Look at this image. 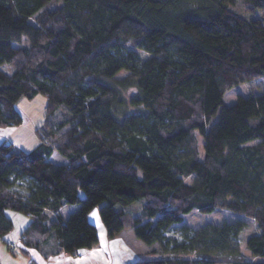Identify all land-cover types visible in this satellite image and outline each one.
Returning a JSON list of instances; mask_svg holds the SVG:
<instances>
[{
    "label": "trees",
    "instance_id": "1",
    "mask_svg": "<svg viewBox=\"0 0 264 264\" xmlns=\"http://www.w3.org/2000/svg\"><path fill=\"white\" fill-rule=\"evenodd\" d=\"M55 2L0 0V126L46 98L32 150L0 142V239L16 212L26 245L74 255L98 243V207L108 238L131 228L160 247L133 264H264L241 256L239 222L167 235L222 208L255 221L245 247L264 258V91L223 101L264 77V0Z\"/></svg>",
    "mask_w": 264,
    "mask_h": 264
},
{
    "label": "rangeland",
    "instance_id": "2",
    "mask_svg": "<svg viewBox=\"0 0 264 264\" xmlns=\"http://www.w3.org/2000/svg\"><path fill=\"white\" fill-rule=\"evenodd\" d=\"M61 0H56L55 3H60ZM260 12H256V17H260ZM251 18V16H250ZM23 45H27L26 41L22 42ZM5 69L10 71L11 67L9 65L5 66ZM118 77L124 76V73L118 74ZM264 91V77L262 78H255L251 81L242 83L236 87H233L230 90H227L224 94V103L229 105L236 101V98L238 95L242 96H248L253 94H258L260 92ZM134 92V89H127L123 90L122 94L125 98V101L131 96V94ZM15 108L19 112L22 123L17 126L13 125H3L0 126V137L3 138L1 141H5L7 143H12L14 147H16L20 151L28 152L32 150L39 142L38 133L37 130L40 129L41 126L44 125V115L46 110V98L38 94L32 98L22 97L17 101L15 104ZM126 111H134L135 108L126 105L125 106ZM200 155L199 157L202 158V138L196 134ZM53 160L56 162H62L64 159H62L57 153H54L52 155ZM186 182H191V178H186ZM136 206V207H135ZM139 207V202H136L133 208L137 209ZM96 210L98 207L95 208ZM241 223L242 224V230L240 231L238 235V243L240 245L241 250V256L244 259L247 260H264L263 257H253L249 251L245 247V240L246 238L253 234L258 232L257 225L255 221L252 218L246 217L241 214H236L229 212L222 208H217L213 210L211 213H200L197 210H192L190 213L183 215L182 222L180 224L173 225L169 231L168 236L169 237H176L179 234L180 226L185 225L192 229H195L197 227H200L206 223H216V224H223V223ZM129 229V228H126ZM131 229V228H130ZM20 238V237H19ZM17 239L14 243L16 245L17 242L20 239ZM12 242L8 243L9 245ZM150 247L149 256H153L152 258H159L162 255L160 252V247L158 245H152ZM15 249L12 248L11 250Z\"/></svg>",
    "mask_w": 264,
    "mask_h": 264
},
{
    "label": "crops",
    "instance_id": "3",
    "mask_svg": "<svg viewBox=\"0 0 264 264\" xmlns=\"http://www.w3.org/2000/svg\"><path fill=\"white\" fill-rule=\"evenodd\" d=\"M0 140L3 138L0 137ZM72 208L69 206L65 210L70 211ZM6 214L12 219L13 228L0 239V264H133L153 257L149 256L150 247L135 238L130 228L108 238L96 209L88 215L98 234V243L91 248L79 249L74 255L61 252L47 257L24 242H17L15 249L11 250L8 243L15 242L22 235L30 218L11 211Z\"/></svg>",
    "mask_w": 264,
    "mask_h": 264
},
{
    "label": "built area",
    "instance_id": "4",
    "mask_svg": "<svg viewBox=\"0 0 264 264\" xmlns=\"http://www.w3.org/2000/svg\"><path fill=\"white\" fill-rule=\"evenodd\" d=\"M20 240H18V241H21L22 240V238H19ZM15 247V243L14 242H12V243H10V245H9V249H12V248H14Z\"/></svg>",
    "mask_w": 264,
    "mask_h": 264
}]
</instances>
